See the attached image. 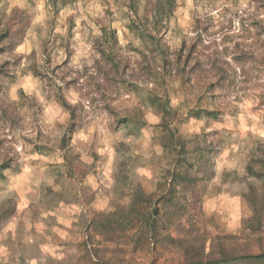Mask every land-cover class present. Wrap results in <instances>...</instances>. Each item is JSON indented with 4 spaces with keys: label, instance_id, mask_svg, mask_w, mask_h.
Returning a JSON list of instances; mask_svg holds the SVG:
<instances>
[{
    "label": "clouds",
    "instance_id": "clouds-1",
    "mask_svg": "<svg viewBox=\"0 0 264 264\" xmlns=\"http://www.w3.org/2000/svg\"><path fill=\"white\" fill-rule=\"evenodd\" d=\"M0 264H264V0H0Z\"/></svg>",
    "mask_w": 264,
    "mask_h": 264
}]
</instances>
